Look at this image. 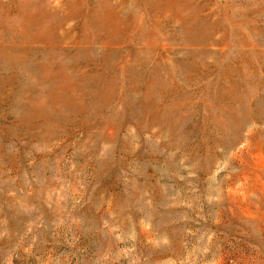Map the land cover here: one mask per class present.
Instances as JSON below:
<instances>
[{
    "label": "rangeland",
    "instance_id": "rangeland-1",
    "mask_svg": "<svg viewBox=\"0 0 264 264\" xmlns=\"http://www.w3.org/2000/svg\"><path fill=\"white\" fill-rule=\"evenodd\" d=\"M0 264H264V0H0Z\"/></svg>",
    "mask_w": 264,
    "mask_h": 264
}]
</instances>
